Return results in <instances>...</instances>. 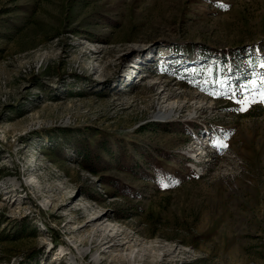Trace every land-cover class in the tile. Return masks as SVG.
I'll return each instance as SVG.
<instances>
[{"label":"rangeland","instance_id":"374dc122","mask_svg":"<svg viewBox=\"0 0 264 264\" xmlns=\"http://www.w3.org/2000/svg\"><path fill=\"white\" fill-rule=\"evenodd\" d=\"M263 39L264 0H0V264H264V103L173 65Z\"/></svg>","mask_w":264,"mask_h":264},{"label":"trees","instance_id":"16d2710c","mask_svg":"<svg viewBox=\"0 0 264 264\" xmlns=\"http://www.w3.org/2000/svg\"><path fill=\"white\" fill-rule=\"evenodd\" d=\"M176 54L179 53H192L190 49H182L179 47L172 48ZM197 63L190 64L191 60L185 59L181 60L182 57H178L173 62L174 69L177 72L188 71L192 74H205V70H212V74H215L219 69L220 72H223L225 69L228 70L224 72V80H213L210 82L212 87H221L223 84L232 83V88L235 87V92L238 91V87L241 84H248L250 87L251 81L256 80L259 82L258 78L264 76V39L257 44L243 45L241 47L228 48L220 52V54H215L214 57L210 56L209 53L205 52L201 46H198L196 50ZM183 55V54H179ZM186 55V54H185ZM209 59H214L217 61V64L220 63V68L216 66V63L209 65ZM185 65L186 67H182ZM190 65V67H187ZM178 66H180L178 68ZM187 69V70H186ZM213 77H215L213 75ZM221 89V88H220ZM258 90L255 89V91ZM80 141V138L76 139ZM76 141V142H77ZM78 153L82 156L84 161H89L93 148L89 145L84 146L82 149L77 150ZM97 164L103 163L101 158H98L95 161ZM86 170L92 174H95V170L91 168V165L84 166Z\"/></svg>","mask_w":264,"mask_h":264},{"label":"snow or ice","instance_id":"6c2138e0","mask_svg":"<svg viewBox=\"0 0 264 264\" xmlns=\"http://www.w3.org/2000/svg\"><path fill=\"white\" fill-rule=\"evenodd\" d=\"M258 80L259 82L256 80L250 82L252 88H258V91H249L247 89L242 90L241 98L236 100V103L240 105L238 109L239 111L246 110L250 104L255 102L264 103V76L259 77Z\"/></svg>","mask_w":264,"mask_h":264},{"label":"bare ground","instance_id":"6f19581e","mask_svg":"<svg viewBox=\"0 0 264 264\" xmlns=\"http://www.w3.org/2000/svg\"><path fill=\"white\" fill-rule=\"evenodd\" d=\"M161 112V111H160ZM162 115V114H161Z\"/></svg>","mask_w":264,"mask_h":264}]
</instances>
